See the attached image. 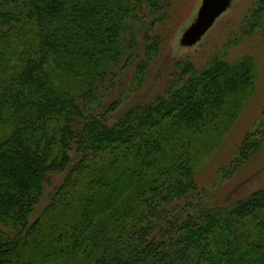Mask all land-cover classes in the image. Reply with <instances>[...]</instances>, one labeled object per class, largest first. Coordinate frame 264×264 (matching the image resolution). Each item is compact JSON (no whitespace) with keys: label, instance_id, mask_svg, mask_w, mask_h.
Here are the masks:
<instances>
[{"label":"trees","instance_id":"16d2710c","mask_svg":"<svg viewBox=\"0 0 264 264\" xmlns=\"http://www.w3.org/2000/svg\"><path fill=\"white\" fill-rule=\"evenodd\" d=\"M164 1L0 0V264H264V187L216 208L196 180L254 92L253 56L173 59L163 91L125 102L162 39L123 34ZM261 145L246 134L233 169Z\"/></svg>","mask_w":264,"mask_h":264},{"label":"rangeland","instance_id":"374dc122","mask_svg":"<svg viewBox=\"0 0 264 264\" xmlns=\"http://www.w3.org/2000/svg\"><path fill=\"white\" fill-rule=\"evenodd\" d=\"M255 2L232 0L202 35L193 38L191 34L197 27L204 0H165L159 19L154 22L147 15H141L135 23L128 24L123 34L125 42L132 41L135 46H141L145 35L152 38L159 35L162 39L159 58L147 70L141 85L143 92L138 94L133 87L134 90L125 98L129 104L145 92L157 94L163 91L171 78L173 59L190 60L201 69L215 57L235 61L253 56L256 65L253 94L247 96L232 129L216 147L200 158L197 167L196 180L204 189L203 201L216 208L264 187V21L259 29L247 35L243 33L242 24L244 16ZM133 74V70L126 73L120 85L125 93L132 87ZM252 132L262 141L261 148L253 158L234 170L231 160L237 156L238 146L244 136ZM63 178V175L53 177V185L46 187L32 219L49 203L51 193Z\"/></svg>","mask_w":264,"mask_h":264},{"label":"water","instance_id":"95a60500","mask_svg":"<svg viewBox=\"0 0 264 264\" xmlns=\"http://www.w3.org/2000/svg\"><path fill=\"white\" fill-rule=\"evenodd\" d=\"M231 1L232 0H204L197 27L192 32L191 36L197 38L202 35L223 13Z\"/></svg>","mask_w":264,"mask_h":264}]
</instances>
